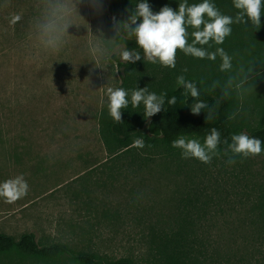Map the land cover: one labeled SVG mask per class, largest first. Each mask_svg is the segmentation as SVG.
Instances as JSON below:
<instances>
[{
    "label": "rangeland",
    "instance_id": "obj_1",
    "mask_svg": "<svg viewBox=\"0 0 264 264\" xmlns=\"http://www.w3.org/2000/svg\"><path fill=\"white\" fill-rule=\"evenodd\" d=\"M121 50L102 0H0V183L22 175L28 184L13 203L0 197V233L161 264L159 239L178 228L183 183L130 174L121 162L112 176L98 135ZM242 185L230 205L192 217V264H264V216Z\"/></svg>",
    "mask_w": 264,
    "mask_h": 264
},
{
    "label": "trees",
    "instance_id": "obj_2",
    "mask_svg": "<svg viewBox=\"0 0 264 264\" xmlns=\"http://www.w3.org/2000/svg\"><path fill=\"white\" fill-rule=\"evenodd\" d=\"M102 1L113 19L116 37L124 50L141 55V60L135 63L114 56L120 76L116 89L123 88L129 102L127 108L121 109L122 121L116 122L110 116L108 104L98 114V135L112 160L111 175L121 169L117 165L121 162L122 168L130 174L146 172L181 179L178 228L161 235L157 251L161 264H192L189 234L196 226L192 217L199 218V214L209 208L230 205L232 193L237 195L241 191L236 187L243 184L251 189V193L243 191L241 196L252 203V211H259L264 216V0H261V27L258 30L246 15L247 23L235 22L241 10L234 7L233 0H209L222 15L233 18L232 31L222 44L210 41L197 47L210 53L223 48L231 58V68L225 71H221L220 55L215 60L201 59L185 55L180 49L176 51L175 68L144 59L143 49L136 43L135 36L129 35V17L144 0ZM147 2L155 14L164 6L178 11L180 3L191 6L204 0ZM204 19H209L206 14ZM186 28L191 44L194 39L191 33L196 29L187 25ZM179 76L196 85L197 99L184 94L185 89L177 83ZM145 87L148 93L164 95L165 100L162 110L151 118L144 117L143 102L138 107L131 103L132 91ZM173 96L176 103L169 105L168 100ZM198 101L205 102L207 107L199 114H193L191 105ZM212 128L220 132V142L209 163L197 158H182V149L172 147V141L180 137L196 139L203 145ZM241 133L261 140L259 155L244 157L230 151L226 154L232 135ZM138 139L143 141V147L135 146ZM223 192L224 198L220 197ZM62 258L74 264H134L130 258L113 259L94 251L74 250L66 243L38 240L33 232L22 233L19 237L0 233V264H51Z\"/></svg>",
    "mask_w": 264,
    "mask_h": 264
},
{
    "label": "clouds",
    "instance_id": "obj_3",
    "mask_svg": "<svg viewBox=\"0 0 264 264\" xmlns=\"http://www.w3.org/2000/svg\"><path fill=\"white\" fill-rule=\"evenodd\" d=\"M233 2L234 7L241 10L235 17V22L247 23L246 15L258 30L261 27V0H233ZM205 14L209 18L207 21L204 19ZM129 20L131 22L129 35L135 36L136 43L143 49V58L148 61L153 63L159 61L165 67L175 68L176 51L180 49L185 55L201 59L215 60L216 56L220 55L223 61L221 71L231 68V58L223 48H217L216 52L210 53L202 47H197V45H207L210 41L222 44L232 31L230 25L234 22L233 18L222 15L209 0L191 6H188L186 2L180 3L178 11L164 6L155 14L147 0H144L138 3ZM186 25L196 29L191 33L194 37L191 44L188 43ZM201 25H203L202 30ZM119 55L123 61L128 63L141 60L140 53L131 50H121ZM177 83L183 86L186 96L190 94L193 99L199 97V91L194 83L187 82L183 76L177 77ZM126 96L127 92L123 88L108 89L109 114L116 122L122 121L121 109L128 106ZM141 102L145 105L144 117L151 118L162 110L165 100L164 95L157 96L155 93H148L145 87L133 90L131 94L133 107H138ZM175 103L176 97L174 96L168 100L169 105ZM205 107H207L205 102L198 101L191 105V111L193 114H199ZM219 142L220 132L212 128L203 145L196 139L180 137L172 141V147L182 149V158H197L203 163H209L212 156L216 154ZM224 142L228 143L227 140ZM261 143L259 138H250L246 133L234 134L231 137V143L228 144L226 154L230 151L234 155L242 154L244 157L259 155L262 150ZM134 144L137 147L144 146L143 141L139 139ZM230 162L234 161L230 160ZM27 192L28 184L22 175L0 183V197L5 198L7 203L15 202L27 195Z\"/></svg>",
    "mask_w": 264,
    "mask_h": 264
}]
</instances>
